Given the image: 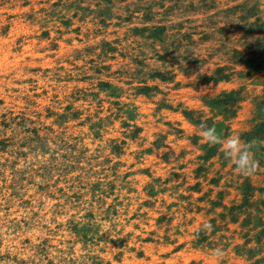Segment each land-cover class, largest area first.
Masks as SVG:
<instances>
[{
	"label": "rangeland",
	"instance_id": "rangeland-1",
	"mask_svg": "<svg viewBox=\"0 0 264 264\" xmlns=\"http://www.w3.org/2000/svg\"><path fill=\"white\" fill-rule=\"evenodd\" d=\"M263 99L264 0H0V264H264Z\"/></svg>",
	"mask_w": 264,
	"mask_h": 264
},
{
	"label": "clouds",
	"instance_id": "clouds-1",
	"mask_svg": "<svg viewBox=\"0 0 264 264\" xmlns=\"http://www.w3.org/2000/svg\"><path fill=\"white\" fill-rule=\"evenodd\" d=\"M201 128L206 142L219 146L223 158L231 162L239 174L249 175L256 170L254 146L251 142L244 141L239 135L223 136L212 126L202 125ZM210 227L209 223L202 222L196 231L206 232ZM212 254L219 258L224 255V251L215 249Z\"/></svg>",
	"mask_w": 264,
	"mask_h": 264
},
{
	"label": "trees",
	"instance_id": "trees-1",
	"mask_svg": "<svg viewBox=\"0 0 264 264\" xmlns=\"http://www.w3.org/2000/svg\"><path fill=\"white\" fill-rule=\"evenodd\" d=\"M245 62L250 66L255 65V59L254 58H246ZM220 71L221 70H219V72ZM218 77L222 78L223 75H220ZM209 79H211V78H209ZM239 93L240 92L238 90H232V91H230V93L225 94V96H227V98L216 100V101H214V103L216 105H225L226 107L230 106V110H231L232 107L235 106V103L240 99L238 96ZM257 108L259 110L260 117L264 118V99L257 103ZM188 116H189V114H188ZM244 135L248 140H251L255 137H263L264 136V121L258 123L251 131L245 132Z\"/></svg>",
	"mask_w": 264,
	"mask_h": 264
}]
</instances>
